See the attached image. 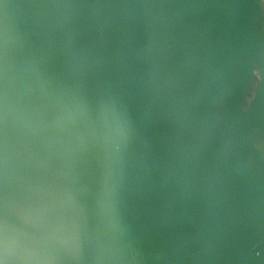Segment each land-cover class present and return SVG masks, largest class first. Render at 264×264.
Masks as SVG:
<instances>
[{
  "label": "water",
  "instance_id": "95a60500",
  "mask_svg": "<svg viewBox=\"0 0 264 264\" xmlns=\"http://www.w3.org/2000/svg\"><path fill=\"white\" fill-rule=\"evenodd\" d=\"M0 26L9 207L40 200L44 255L78 233L58 264H264V3L3 0ZM103 89L131 125L116 216L91 154Z\"/></svg>",
  "mask_w": 264,
  "mask_h": 264
},
{
  "label": "snow or ice",
  "instance_id": "6c2138e0",
  "mask_svg": "<svg viewBox=\"0 0 264 264\" xmlns=\"http://www.w3.org/2000/svg\"><path fill=\"white\" fill-rule=\"evenodd\" d=\"M260 2L264 3V0ZM8 79L6 28L0 26V264H58L64 252L70 253L73 260L81 261L78 233L64 238L62 246L55 251L43 254L53 238L44 232L50 224V217L41 209L40 200L21 210L9 207ZM103 91L105 103L112 108L113 118L102 119V131L93 139L91 154L99 164L96 202L102 210L116 216L122 173L130 152L131 125L117 112V97L110 89ZM17 220L22 221V227L17 226Z\"/></svg>",
  "mask_w": 264,
  "mask_h": 264
}]
</instances>
